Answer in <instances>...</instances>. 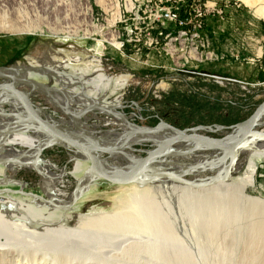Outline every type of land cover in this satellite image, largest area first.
Wrapping results in <instances>:
<instances>
[{
  "label": "rangeland",
  "instance_id": "1",
  "mask_svg": "<svg viewBox=\"0 0 264 264\" xmlns=\"http://www.w3.org/2000/svg\"><path fill=\"white\" fill-rule=\"evenodd\" d=\"M118 1L121 10L124 11L126 0H0V23L5 22L8 16L17 25L25 24L24 20L21 21L19 19L20 15L18 14L21 9H24L28 22L39 27L37 31L26 34L0 31V51L4 50L6 52L8 49L10 52H14L12 58L3 62L0 61V69H6L4 70L6 73L13 72V70L16 72L24 63H27L25 66L27 71L38 69L39 67L36 64L32 65L30 62L34 59L38 60L40 57H49L52 53L73 58L82 56L88 58L89 62L91 61L90 58L99 56L100 65L98 67L95 63L89 64L87 62L81 67L79 75L74 72L76 68H79L78 65H70L61 72L65 76L77 78V81L71 86L73 89L78 87L73 98L82 97L87 100L88 104L79 105L78 102H71V104L75 105L76 108H84L81 109L82 111L76 112V114L80 115L89 107L82 116L73 114L78 109L67 105L64 101L55 99V96L63 98V93L65 92L66 95H69V90L71 89L68 87L69 85L63 83L57 76H55L57 80H53L56 83L51 81L48 78L49 76L45 74L39 76L31 75L29 77V79L43 86L52 87V90L51 88L34 90V87L30 85L16 86L20 90L24 88L25 93L30 94L36 108L44 117H47L55 124L56 122H64L61 127L70 133L84 131L90 136L93 135L94 137H91L101 143H104V141L105 143H110L116 135L129 131V125L151 128L157 126L161 120L180 129L196 126L215 129L221 126L240 125L264 101V0H250L248 2L244 0H199L204 9L212 10L210 18L217 19L223 24H233L231 27H237L241 35L239 36V44L242 49L247 48L249 50L250 48L246 45V41L250 42V39L253 38L252 44L255 49V57H252V60L253 65H255V72L259 73V77L257 79L251 78L252 81L248 85L224 82L222 80H232L231 76H227L228 78L222 77L225 75L217 76L218 74L213 71L212 64L217 63L220 57L211 49L208 38H203L204 40L201 43L204 46L199 48L205 55V61L200 66L203 67L201 69L204 73L214 75L217 79H212L209 76H188L187 74L184 77L180 73L147 68L146 64H143L144 68H141L137 66L138 63L134 58L128 59L118 50L114 49L112 53H107L108 47L101 42L99 37L108 25H114V22L118 21L116 16L118 14L116 7ZM189 3H191V0H177V9H184V5ZM164 6L166 7L167 5ZM116 27L117 30L123 31L125 26L118 22ZM158 27L157 33L164 28L162 26ZM128 28L131 31H135L136 27L132 24ZM166 29L170 30V32L177 31L173 25ZM168 31L166 30L165 32L167 33ZM157 33H154L153 36H156ZM145 37L146 33H144ZM28 40H30L29 46L21 48L25 41ZM124 41L125 44H133L128 42L127 34L124 35ZM212 56L213 58L208 60ZM12 67L13 69H11ZM96 67L103 69L111 81L110 86L100 89L101 93L92 91L95 90V84L88 86L84 84L86 81L84 77L93 78L92 74L97 70L95 69ZM46 71L49 72L50 70ZM7 83L13 84V81L7 82L5 79L0 78V84ZM64 98L67 97L64 95ZM93 101L94 103L98 102L103 107H107L111 112L93 107L94 103L90 104ZM1 107L5 112H10L8 105L5 104ZM124 116L127 117V120L124 119ZM258 129L264 132V118ZM37 130L40 134L51 138L44 134L42 129ZM204 133L214 137H219L216 135L223 133L221 138H225L229 134V132L219 129L215 132L208 131ZM32 135V132L26 134L28 137ZM50 145L53 144L46 145L44 146L45 148L43 147L40 150L39 157L41 161L49 165L52 174L62 176V181L57 186V189L62 192V199L67 200L76 193L81 184V179L91 169V164L88 159L71 148L61 145ZM16 148L18 151L23 152L25 156L31 157V152L36 146L21 145ZM153 148L154 144L146 142L142 145H133L131 148L133 151L126 148L121 154L113 157L102 156V159L109 160L114 158L120 159L122 162L121 158L130 151L133 152L136 158H143L146 155L145 152H149ZM195 151L187 155L190 156L198 151H200L198 157L203 159L213 155L212 151L200 149ZM186 161L182 160L181 163L190 164L192 162L191 160ZM252 161L255 162L256 166L255 184L254 186H249L246 193L251 197L264 200L263 156L254 157V159L252 157L246 158V163L243 165L240 174L233 175V178L235 180L239 176L246 174L248 167L252 165ZM228 162L226 161V165ZM79 166L80 168L78 169ZM216 173L217 171L206 169L200 172L199 178L208 179L215 176ZM6 174L14 176L16 180V182L7 185H0V190L7 196H19L26 201H31L44 195L42 176L37 168L19 167L14 174L10 171L6 172ZM190 177L192 178L191 175L185 178L192 181ZM219 184L220 182H217L211 186L207 185L208 187L205 188L216 187ZM135 185L113 186L99 179L96 185L90 188L91 190L86 191L85 195L76 199L70 209H73V212L84 210L89 212L94 208L112 211L118 206L119 198L126 195L129 189L135 187ZM218 205L223 211L226 208H230L231 211L234 209L236 216L233 217L229 213L230 216H221L220 220L217 221L213 216L208 215L207 219H212V224L207 225L209 229L201 225V230H205L202 231L201 235L202 251L198 255L201 259L200 262L195 258L192 249L188 248L183 242H179L173 235L168 236V239H175L178 245L177 248H181L184 253H187L185 264H264V241L260 240L263 238L261 235L264 231L262 216L244 212L241 210L239 202L233 198L221 199ZM227 219H232L233 221L228 222ZM144 229L146 228L144 227ZM146 232L151 233V231ZM146 232L142 236H146L149 239L147 243L149 245L145 251H147L148 255L149 253L151 255L152 252H149L148 249H152L150 243L153 241L152 239L157 240V235L154 232L153 237V234L149 233L148 235ZM0 236L2 238L6 237L1 234ZM19 243L20 247L14 248L9 253V257L12 259L10 264H35V261H39V264H58L59 262L67 264L59 252L41 250L36 247L28 250L29 248H26L24 243ZM170 250L173 251L172 248ZM195 250L197 251V249ZM49 255L56 257V260ZM52 259H54V262L50 261Z\"/></svg>",
  "mask_w": 264,
  "mask_h": 264
},
{
  "label": "bare ground",
  "instance_id": "2",
  "mask_svg": "<svg viewBox=\"0 0 264 264\" xmlns=\"http://www.w3.org/2000/svg\"><path fill=\"white\" fill-rule=\"evenodd\" d=\"M169 1L171 0H126L124 11L121 10L118 1L116 6L118 14H115L118 21L116 20L114 25H108L103 32L101 31L103 33L99 37L101 42L107 47L108 42L113 43L115 46L113 50H118V44H125V34L122 35L120 32H114L119 31L116 27L118 22L125 26L123 31H131L128 27H131L132 24L135 25L137 38H144V33L153 29V24L150 21L169 22L172 5L164 6V3H169ZM244 1L248 2L250 0ZM18 14L20 15L19 19L21 21L24 20L25 24L17 25L7 16V18L5 17V22L0 23V31L26 34L39 29L38 26L28 22V17L26 18L24 9H21ZM172 25L177 30L176 32H170V30L168 31L166 29ZM161 26L164 28L159 29L160 32L157 35L155 34L156 36H150L151 44L164 48L169 58H179L181 62L192 61L194 65H202L204 63L205 55L199 49L200 46H204L201 43L204 40L203 38L195 39V34L193 33L182 34V28H176V24ZM166 30L170 33H166ZM127 37L128 42L134 43L133 34H127ZM57 54L50 55L51 57L48 55L49 57L46 58L40 57L38 60H32L30 63L32 65L36 64L39 67L38 69H30V71H27V67H25L27 63L20 66L16 72L13 70V72L6 73L4 71L6 69H0V78L10 82L11 80L6 79L3 75L14 77L13 84L7 83L13 87L30 85L34 87V90H39L40 88H51L52 90V87L48 85L43 86L29 79V77L31 75L39 76L45 74L53 81L57 80L55 77L57 76L63 83L69 85L68 87L71 89L69 90V95H66L65 92L63 93V98L55 96V99L64 101L67 105L78 109L73 113L76 114V112L82 111L81 109L84 108H76L71 102L86 105L87 100L82 97L77 99L73 98L78 87L73 89L71 86L77 81V78L65 76L61 72L70 65H78L79 68H76L74 72L76 75H79L81 67L87 64V62L89 64L95 63L98 67L100 65L99 56L90 58L91 61L89 62L86 57L77 56L73 58L66 55L58 56ZM212 58L213 56L208 60ZM97 67L95 68L97 70L92 74L93 78H86L83 76L84 74L82 76L86 80L84 84L87 86L95 84V90L92 91L99 93L101 88L110 86L111 81L103 69ZM43 69L50 70L51 72ZM16 88L19 89L18 87ZM20 91L31 99L30 94L25 93L24 88H21ZM55 93L59 94L57 92ZM64 95L67 98H64ZM84 95L86 96V94ZM93 103L94 101L90 104ZM5 104L10 107V112H5L2 109L1 106ZM93 107L111 112L107 107L98 104V102H95ZM88 109L89 107L86 110ZM37 111L41 114L38 109ZM85 111H83L82 115H84ZM78 115L80 114L77 113L76 116ZM44 118L48 119L47 117ZM263 118L264 115L260 119L258 126L261 124ZM124 119L127 120V117L124 116ZM49 121L52 122L51 120ZM56 124L63 126L62 124L64 122H56ZM258 126L256 127L257 132L264 133L258 129ZM37 129L42 128L29 120L24 110L16 101V98L9 92H1L0 185L16 182L14 176L6 174L8 171L14 174L19 167H27L29 169L37 168L42 176L44 195L41 198L26 201L19 196H7L0 190V234L6 236L4 238L0 236V264H10L12 259L9 257V253L14 248L20 247L19 242L24 243L25 247L29 248L28 250L36 247L41 250L45 249L51 252H59L67 264H127L128 262L131 264H185L184 261L186 260L187 253H184L181 248H177L178 245L175 239L168 240V236L170 235H173L179 242H183L188 248L192 249L195 258L200 262L201 259L198 255L202 251L201 235L202 231L205 230H201V225L204 228H208L207 225L212 224V219H207L208 215L213 216L217 221L220 220L221 216H230L229 213L233 217L236 216L234 209L231 211L230 208H226L223 211L218 205L219 200L233 198L239 202L241 210L246 213L262 216L261 218L264 221V200L251 197L246 193L247 188L255 184V162H251L252 165L248 167L246 174L239 176L235 180L233 178V175L240 174L243 165L246 163V158L252 157L254 159V157H264V138L262 137L254 136L248 140L236 154L235 164L229 172L227 166L229 164L228 161L231 159V154L228 151L216 149L209 144H204L197 140L177 144L165 152L153 164L155 169L148 172L139 184L135 183V187L129 189L126 195L119 198L118 206L112 211L97 210L94 208L89 212L85 210L73 212V209H70L72 204L76 199L85 195L86 191L91 190L90 188L96 185L99 179L95 177L90 169L86 176L81 179V184L76 193L67 200L62 199L63 194L57 189V186L62 181V176H56L51 173L49 165L40 160L39 152L44 146L49 144L70 147L57 141L43 129L44 134H47L51 138L40 134ZM218 129L222 130L221 127L215 129L205 127L200 133L208 131L215 132ZM244 129V123L235 125L228 131L229 134L225 139L227 141L235 139ZM29 132L33 133L31 137L26 136ZM71 134L78 141L88 146L120 147L123 145L125 146L123 152L126 148L131 149L133 145H142L146 142L154 144V150L161 147L172 137L178 135L162 127L157 131L151 132L148 127H135L131 125H129V131L118 136L116 135L110 143H105V141L101 143L93 138V135L91 137L84 131L72 132ZM21 145L36 146L31 152V157L25 156L23 152L18 151L16 147ZM199 149L212 151L213 155L205 159L198 157L200 151L192 153L190 156L187 155ZM74 151L83 155L76 150ZM132 151L126 153L121 158L122 162L120 159L114 158L109 160L102 159V164L106 172L113 173L115 176H124L136 169L142 158H136ZM117 154L121 153H112L111 156L113 157ZM83 156L88 159L85 155ZM182 160H191L192 162L190 164H183L181 163ZM226 161L228 162L227 165ZM206 169L217 171V173L208 179L199 178L200 172ZM165 172L173 173L189 183L161 175V173ZM190 175L192 176V178L190 177L192 181L186 179ZM217 182H220L218 186L208 189L205 188ZM227 221L231 222L233 220L227 219ZM146 231H151V233ZM144 232L148 235L149 233L153 234V237L154 232L157 235V240L152 239L153 241L150 243L152 249H148L149 252H152L151 255L150 253L148 255L147 251H145L149 245L147 244L149 239L146 236L142 237ZM261 236L263 238L260 240L264 241V231ZM164 240L167 245H164ZM52 257L56 260V257ZM149 257L154 259V261H150L148 259ZM54 259L50 261L54 262ZM50 261L49 263H51ZM38 262L35 261V264H39ZM58 264L61 263L59 262Z\"/></svg>",
  "mask_w": 264,
  "mask_h": 264
},
{
  "label": "water",
  "instance_id": "3",
  "mask_svg": "<svg viewBox=\"0 0 264 264\" xmlns=\"http://www.w3.org/2000/svg\"><path fill=\"white\" fill-rule=\"evenodd\" d=\"M182 74H187L188 76H201L193 73H182ZM3 76L8 80H12V81L15 80L14 77H11L9 75L8 76L3 75ZM222 80L224 82H234L237 84H241L238 81H232L228 79H222ZM1 92L11 93L16 98V101L24 110L25 114L27 115L30 121L39 125L46 133L50 134L57 141L85 155L90 161L91 170L95 175V177L113 186H129L135 183L139 184L140 181L144 178V176L148 172L155 169L153 167L154 166L153 164L158 159H160L165 154V152H167L169 149H171L173 146L177 144L190 140H197L201 143L209 144L215 147L216 149L228 151L231 154V159L227 166L228 168L227 170L229 172L235 164L236 154L248 142V140L251 137L259 136L264 138V133H259L256 130V127L258 126L260 119L264 115V101L257 107L254 113L246 121H244L245 129L243 130V132L231 141H227L225 138H221V137H214L206 133H200L201 130L205 129V126H196L187 129H180L161 120L157 126L150 128L151 132L157 131L160 127H162L174 133H177L178 135L166 141L161 147L151 150L149 152H145L146 154L145 157H143L140 160V163L138 164L136 169L131 171L129 174H125L124 176H115L113 175V173L106 172L105 168L103 167L101 157L111 156L112 153H123V148L125 146L123 145L120 147H106L101 145L88 146L84 143H81L69 131L44 118L37 111L31 99L16 87H13L9 84H0V93ZM234 126H230V127L221 126V129L228 132ZM161 175L172 177L179 181L189 183L188 181L183 180L181 177L173 173L165 172V173H161Z\"/></svg>",
  "mask_w": 264,
  "mask_h": 264
},
{
  "label": "built area",
  "instance_id": "4",
  "mask_svg": "<svg viewBox=\"0 0 264 264\" xmlns=\"http://www.w3.org/2000/svg\"><path fill=\"white\" fill-rule=\"evenodd\" d=\"M164 5H172V12L169 15V22L150 21L153 24V31H146L145 38H137L136 31H114L123 34H133V44H118V50L128 59L134 58L138 63L137 66L144 68L143 64L154 70L162 69L166 72L174 73H193L201 76H209L217 79L214 75L204 73L200 65L192 64L190 62H181L179 58H169L164 48L157 47L150 43V35L157 33V27L161 25L176 24V28H182V34L193 33L196 38H207L205 29L209 21L211 9H204L199 0H191V3L184 5V9H177V0H171ZM166 36V35H165ZM113 43L108 42V52L112 53L114 48ZM182 72V73H181ZM184 77L187 75L182 74ZM221 134L216 136L221 137Z\"/></svg>",
  "mask_w": 264,
  "mask_h": 264
},
{
  "label": "crops",
  "instance_id": "5",
  "mask_svg": "<svg viewBox=\"0 0 264 264\" xmlns=\"http://www.w3.org/2000/svg\"><path fill=\"white\" fill-rule=\"evenodd\" d=\"M231 26L233 24H223V22H219L214 18L209 19L207 23L205 34L209 39L211 49L220 57L217 63L212 64L213 71L218 74L217 76L225 75L222 76L225 78L231 76L232 80L248 85L252 81L251 78L257 79L259 77V73L255 72V65H253L252 60L255 57V49L252 44L253 38L250 39L251 43L246 41V45L250 49H242L239 44V36L241 35L237 27ZM29 41H25L21 48L29 46ZM54 54L52 53V55ZM13 56L14 52H10L8 49L6 52L4 50L0 51L1 62Z\"/></svg>",
  "mask_w": 264,
  "mask_h": 264
}]
</instances>
